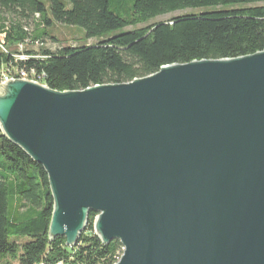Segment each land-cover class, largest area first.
<instances>
[{"label":"water","instance_id":"water-1","mask_svg":"<svg viewBox=\"0 0 264 264\" xmlns=\"http://www.w3.org/2000/svg\"><path fill=\"white\" fill-rule=\"evenodd\" d=\"M0 131L47 174L49 238L117 264H264V52L59 93L0 85Z\"/></svg>","mask_w":264,"mask_h":264},{"label":"trees","instance_id":"trees-1","mask_svg":"<svg viewBox=\"0 0 264 264\" xmlns=\"http://www.w3.org/2000/svg\"><path fill=\"white\" fill-rule=\"evenodd\" d=\"M0 0V77L35 79L52 91L123 85L163 67L264 52V0ZM171 16L156 22L159 17ZM32 30L27 29L28 22ZM79 28L76 46L47 28ZM45 39L60 45L43 49ZM88 40H95L87 45ZM25 49L23 55L19 47ZM38 49V50H37ZM18 56L25 57L19 60ZM33 73V76L31 75ZM1 83V78H0ZM53 212L42 166L0 131V264H116L119 241L103 244L90 212L77 243L49 238Z\"/></svg>","mask_w":264,"mask_h":264},{"label":"rangeland","instance_id":"rangeland-1","mask_svg":"<svg viewBox=\"0 0 264 264\" xmlns=\"http://www.w3.org/2000/svg\"><path fill=\"white\" fill-rule=\"evenodd\" d=\"M39 2L42 3L46 7L47 16L50 17L48 0H39ZM182 14H183V12H177V13H174L172 15L159 17L155 21L156 22L165 21L171 16H179V15H182ZM27 29L29 31L32 30V24H31L30 21L28 22ZM47 30H48L49 33H54L56 38H58L59 40H63V39L64 40L65 39L69 40L70 41V45H72V46H76L77 44H76V41L71 40V39H77V40H80V42H81V40L83 38V31L81 29H79V28L57 26L56 24H53V27H48ZM2 39H3V36H0V41H2ZM94 43H95V40H88L87 41V45H93ZM59 47H60L59 44L54 43L51 40L45 39L44 42H43V47L42 48L45 49V50H48L50 52L55 53L59 49ZM36 48H39V47L35 46L33 48V47H30V46H26V48L22 47L19 52H20V54L23 55L24 53H21V52H23L25 49L36 50ZM19 80H25L26 81L25 78H22V79H19ZM122 255H123V248L120 251L119 259L121 258Z\"/></svg>","mask_w":264,"mask_h":264},{"label":"built area","instance_id":"built-area-1","mask_svg":"<svg viewBox=\"0 0 264 264\" xmlns=\"http://www.w3.org/2000/svg\"><path fill=\"white\" fill-rule=\"evenodd\" d=\"M21 48H22V46L19 47V51H20ZM18 59H20V60H24L25 57H23V56H18ZM0 78H1V83H0V85L4 84V83L7 82L8 80H12V79L5 78L4 73H1V77H0ZM26 81H30V80H27V79H26ZM30 82H37L38 85H40L38 81H30Z\"/></svg>","mask_w":264,"mask_h":264},{"label":"bare ground","instance_id":"bare-ground-1","mask_svg":"<svg viewBox=\"0 0 264 264\" xmlns=\"http://www.w3.org/2000/svg\"><path fill=\"white\" fill-rule=\"evenodd\" d=\"M31 75L33 76V73H31ZM5 76V78H8V79H12V80H18V79H15L14 77H12V76H8V75H4ZM22 79V78H21ZM25 81V80H24ZM31 81H36L35 79H31ZM6 83V82H5ZM32 83H35V84H38L37 82H32ZM122 248H123V246H122ZM123 252H124V249H123ZM120 260V259H119ZM119 262V261H118ZM117 262V263H118ZM116 263V264H117Z\"/></svg>","mask_w":264,"mask_h":264}]
</instances>
